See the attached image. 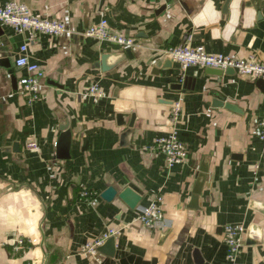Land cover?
Segmentation results:
<instances>
[{"label": "crops", "instance_id": "1", "mask_svg": "<svg viewBox=\"0 0 264 264\" xmlns=\"http://www.w3.org/2000/svg\"><path fill=\"white\" fill-rule=\"evenodd\" d=\"M18 1L65 28L28 42L44 94L28 104L16 82L24 69L13 62L24 34L0 23V264H264V141L256 136L264 83L235 69L216 75L207 66L180 68L164 51L188 39L264 62V0ZM101 17L131 44L84 34ZM91 83L99 96L87 92ZM216 95L238 111L212 105ZM173 100L180 102L175 127L187 150L166 167L160 151L142 145L170 128ZM62 123L70 129L68 157L57 158ZM29 139L37 149L25 147ZM107 185L129 186L140 199L133 208L116 194L104 199ZM83 189L93 193L81 195ZM156 192L163 225L150 229L135 216ZM229 222L244 227L233 263L222 239ZM109 227L116 229L112 255L80 250Z\"/></svg>", "mask_w": 264, "mask_h": 264}, {"label": "built area", "instance_id": "2", "mask_svg": "<svg viewBox=\"0 0 264 264\" xmlns=\"http://www.w3.org/2000/svg\"><path fill=\"white\" fill-rule=\"evenodd\" d=\"M162 2L163 0H152ZM0 23H6L11 26L15 33L24 34V41L19 44V53L14 58V65L24 69L20 73L16 82L20 90L25 94V101L31 104L33 101L41 99L44 94L41 92L40 78L43 70L39 65L30 61L25 53L28 42L33 41L37 34L46 33L56 35L61 33L65 28L64 21L45 15L33 14L28 6L18 0H6L0 5ZM84 34L93 36L98 39H109L122 45L131 44L132 40L128 36L115 34L108 28L107 21L104 17L89 24L84 29ZM166 55L178 62L180 68L188 65L208 66L224 69L231 67L238 73L248 75L251 78L264 79V62L259 60L255 55H249L246 58H236L221 52L207 51L201 43L190 44L188 39L175 45L167 46L164 49ZM87 92L94 97L101 94L97 83H91L87 87ZM180 115V102L173 100L169 110L170 128L163 134L151 139L150 142L142 145L144 149L160 151L163 154V160L166 167H171L176 163L182 162L186 157V146L184 141L179 137L176 130V122ZM258 139L264 141V119H258L256 122ZM28 149H37L38 143L35 139H29L25 142ZM92 190L83 189L81 195H89ZM162 215V196L160 193H154L151 198L137 209L135 219L142 225L155 229L163 225ZM244 227L241 223L229 222L222 226V239L225 244V258L233 263L236 259L241 245V235ZM116 232L115 228L109 227L99 235L87 240L80 247L81 251L95 253L97 247L106 237ZM29 242H35L36 238L28 239ZM16 242L22 244L23 237H17Z\"/></svg>", "mask_w": 264, "mask_h": 264}, {"label": "water", "instance_id": "3", "mask_svg": "<svg viewBox=\"0 0 264 264\" xmlns=\"http://www.w3.org/2000/svg\"><path fill=\"white\" fill-rule=\"evenodd\" d=\"M125 51L128 53V49H125ZM106 55L103 53L100 57V63L102 64V69L108 68V66L105 64V59ZM208 71H210L213 74L219 75L222 73V71L227 72V71H232L233 68L231 67H226L224 69L220 68H215V67H208ZM257 81L264 83V79L262 78H256ZM14 79L12 78V82ZM51 83H55V81H51ZM183 84V83H182ZM179 86L178 83H176L175 87ZM212 105H220L223 104L224 107L233 109L235 111L237 110V107L235 104L229 102V101H224L222 97L216 95L213 97L211 100ZM120 114L116 115V120L118 123H120ZM131 122V121H130ZM128 123V126H130L131 123ZM58 136L55 140V150H54V156L57 158H66L68 157V147H69V140H70V129L67 127L66 123H62L61 125H58ZM127 131H123L121 136H124ZM203 172H204V167H199V172L197 174L196 180L194 182V185L191 189V195H190V202L189 204L191 206H194L196 196L200 190V186L202 183L203 179ZM118 198H120L128 207H135L136 204L138 203L140 199V195L133 191L129 186H124L120 190L116 191V189L112 185H107L101 192L100 195L104 199H111L114 195ZM97 250L100 252H103L107 255H112L113 250H114V238L113 235H110L104 239V241L98 245Z\"/></svg>", "mask_w": 264, "mask_h": 264}]
</instances>
